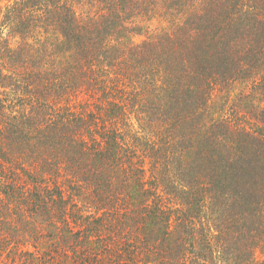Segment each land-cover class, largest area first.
<instances>
[{
  "label": "trees",
  "instance_id": "trees-1",
  "mask_svg": "<svg viewBox=\"0 0 264 264\" xmlns=\"http://www.w3.org/2000/svg\"><path fill=\"white\" fill-rule=\"evenodd\" d=\"M0 264H264V0H0Z\"/></svg>",
  "mask_w": 264,
  "mask_h": 264
},
{
  "label": "rangeland",
  "instance_id": "rangeland-1",
  "mask_svg": "<svg viewBox=\"0 0 264 264\" xmlns=\"http://www.w3.org/2000/svg\"><path fill=\"white\" fill-rule=\"evenodd\" d=\"M157 24L156 23H152L151 28L153 29ZM141 40H143V38L139 37L136 39L137 42H141Z\"/></svg>",
  "mask_w": 264,
  "mask_h": 264
}]
</instances>
